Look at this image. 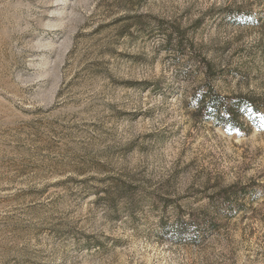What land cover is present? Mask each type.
<instances>
[{
  "label": "rangeland",
  "instance_id": "obj_1",
  "mask_svg": "<svg viewBox=\"0 0 264 264\" xmlns=\"http://www.w3.org/2000/svg\"><path fill=\"white\" fill-rule=\"evenodd\" d=\"M205 83L264 101V0H0V264H264V124Z\"/></svg>",
  "mask_w": 264,
  "mask_h": 264
},
{
  "label": "trees",
  "instance_id": "obj_2",
  "mask_svg": "<svg viewBox=\"0 0 264 264\" xmlns=\"http://www.w3.org/2000/svg\"><path fill=\"white\" fill-rule=\"evenodd\" d=\"M194 104L197 115L220 127L243 129L241 116L244 114H248L251 122L256 126L264 124L263 100L241 94L222 95L209 83L200 87L194 98Z\"/></svg>",
  "mask_w": 264,
  "mask_h": 264
}]
</instances>
